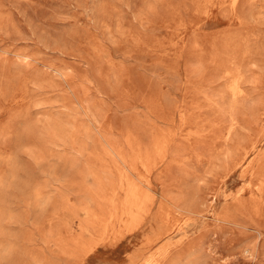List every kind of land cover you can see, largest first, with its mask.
Listing matches in <instances>:
<instances>
[{"label": "rangeland", "instance_id": "obj_1", "mask_svg": "<svg viewBox=\"0 0 264 264\" xmlns=\"http://www.w3.org/2000/svg\"><path fill=\"white\" fill-rule=\"evenodd\" d=\"M0 264H264V0H0Z\"/></svg>", "mask_w": 264, "mask_h": 264}, {"label": "bare ground", "instance_id": "obj_2", "mask_svg": "<svg viewBox=\"0 0 264 264\" xmlns=\"http://www.w3.org/2000/svg\"><path fill=\"white\" fill-rule=\"evenodd\" d=\"M235 2H236V0H235ZM234 3V2H233ZM235 4V3H234Z\"/></svg>", "mask_w": 264, "mask_h": 264}]
</instances>
